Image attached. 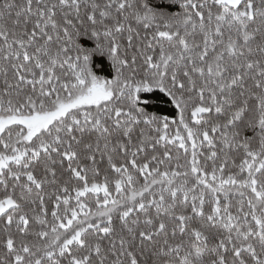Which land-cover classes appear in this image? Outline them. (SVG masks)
Instances as JSON below:
<instances>
[{
	"label": "snow or ice",
	"instance_id": "6c2138e0",
	"mask_svg": "<svg viewBox=\"0 0 264 264\" xmlns=\"http://www.w3.org/2000/svg\"><path fill=\"white\" fill-rule=\"evenodd\" d=\"M0 264H264V0H0Z\"/></svg>",
	"mask_w": 264,
	"mask_h": 264
},
{
	"label": "trees",
	"instance_id": "16d2710c",
	"mask_svg": "<svg viewBox=\"0 0 264 264\" xmlns=\"http://www.w3.org/2000/svg\"><path fill=\"white\" fill-rule=\"evenodd\" d=\"M103 61L98 60V67ZM109 72V67L104 63V68L101 74H107ZM142 100L146 101L148 105V110L155 111L157 113L169 114L170 116L175 115L174 110L167 103L166 99L161 94L150 95L147 97H142Z\"/></svg>",
	"mask_w": 264,
	"mask_h": 264
}]
</instances>
